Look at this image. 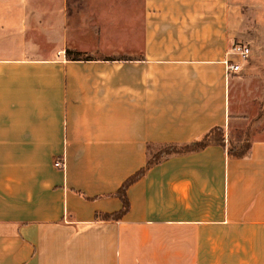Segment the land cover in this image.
Here are the masks:
<instances>
[{"label":"crops","instance_id":"0c3cea01","mask_svg":"<svg viewBox=\"0 0 264 264\" xmlns=\"http://www.w3.org/2000/svg\"><path fill=\"white\" fill-rule=\"evenodd\" d=\"M63 2L0 0V264H264V139L170 156L102 219L154 148L236 140V3L144 0L132 57L73 61Z\"/></svg>","mask_w":264,"mask_h":264},{"label":"rangeland","instance_id":"374dc122","mask_svg":"<svg viewBox=\"0 0 264 264\" xmlns=\"http://www.w3.org/2000/svg\"><path fill=\"white\" fill-rule=\"evenodd\" d=\"M232 2L237 5L239 22L234 44H247L252 49L243 65L256 61L264 64V0ZM63 3L70 22L72 50L87 49L89 58H112L118 57L119 48L124 47L126 57H132L133 48L143 45L144 0H65ZM236 77L232 104L240 116L247 117L234 122L231 131L236 140H226L227 152L233 148L241 150L253 139H264V79L251 77L243 67ZM157 149L160 150L154 148L150 152L149 158Z\"/></svg>","mask_w":264,"mask_h":264},{"label":"trees","instance_id":"16d2710c","mask_svg":"<svg viewBox=\"0 0 264 264\" xmlns=\"http://www.w3.org/2000/svg\"><path fill=\"white\" fill-rule=\"evenodd\" d=\"M67 57L70 60L73 61H83V60H92V58L83 56V54L79 52H73V51H67ZM219 145L226 149V134L225 130L220 127H216L212 129L203 139H201L198 142H195L190 145L186 146H166L162 149H160L154 156L149 158L146 166L138 171L136 174L128 178L124 184L121 186V188L115 193V196L119 198L123 204L122 210H120L117 213L114 214H105L102 216L103 220H119L124 215H126L129 212L130 209V203L127 196V191L131 185H133L135 182L140 180L142 177L146 175V173L155 165L159 164L164 159H167L170 156L173 155H182V154H189L193 152H198L208 145ZM251 149V143H249L244 148L236 149L233 148L232 152H227L229 156L235 157V158H242L248 154V152Z\"/></svg>","mask_w":264,"mask_h":264},{"label":"built area","instance_id":"2783aa9c","mask_svg":"<svg viewBox=\"0 0 264 264\" xmlns=\"http://www.w3.org/2000/svg\"><path fill=\"white\" fill-rule=\"evenodd\" d=\"M252 49L247 44L235 43L231 48L230 57L225 60L227 75H237L242 71V62H246L251 56ZM57 168H63L60 160L55 163Z\"/></svg>","mask_w":264,"mask_h":264}]
</instances>
